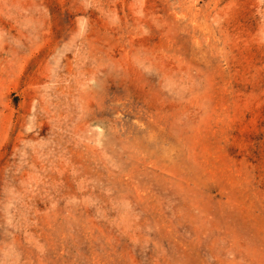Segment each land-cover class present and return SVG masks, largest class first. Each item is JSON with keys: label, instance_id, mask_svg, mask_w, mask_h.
Listing matches in <instances>:
<instances>
[{"label": "rangeland", "instance_id": "1", "mask_svg": "<svg viewBox=\"0 0 264 264\" xmlns=\"http://www.w3.org/2000/svg\"><path fill=\"white\" fill-rule=\"evenodd\" d=\"M0 264H264V0H0Z\"/></svg>", "mask_w": 264, "mask_h": 264}]
</instances>
